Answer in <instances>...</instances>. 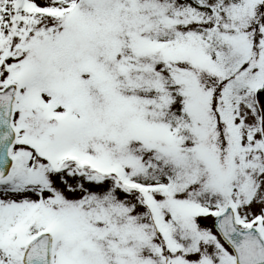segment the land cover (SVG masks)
<instances>
[{
    "label": "snow or ice",
    "instance_id": "1",
    "mask_svg": "<svg viewBox=\"0 0 264 264\" xmlns=\"http://www.w3.org/2000/svg\"><path fill=\"white\" fill-rule=\"evenodd\" d=\"M0 264H264V0H0Z\"/></svg>",
    "mask_w": 264,
    "mask_h": 264
}]
</instances>
